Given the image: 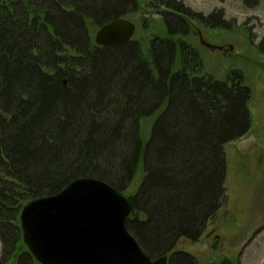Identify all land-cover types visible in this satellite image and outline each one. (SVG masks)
I'll use <instances>...</instances> for the list:
<instances>
[{"label":"trees","instance_id":"16d2710c","mask_svg":"<svg viewBox=\"0 0 264 264\" xmlns=\"http://www.w3.org/2000/svg\"><path fill=\"white\" fill-rule=\"evenodd\" d=\"M147 6L162 32L144 51L134 40L98 47L89 36L135 13L139 0H0V264H35L19 226L25 204L81 178L123 195L139 168L125 196L128 233L151 260L197 264L175 247L197 242L225 202V147L251 128L252 90L240 70L204 72L186 42L194 23L229 29L223 11Z\"/></svg>","mask_w":264,"mask_h":264},{"label":"rangeland","instance_id":"374dc122","mask_svg":"<svg viewBox=\"0 0 264 264\" xmlns=\"http://www.w3.org/2000/svg\"><path fill=\"white\" fill-rule=\"evenodd\" d=\"M180 1L204 16L223 11L229 29L205 28L194 23L186 42L200 51L204 72L223 79L232 70L242 71L252 96L248 105L250 130L225 147V202L197 242L180 239L175 250L190 253L197 264H217L222 259L264 264V0H258L252 8L239 0ZM147 4L148 0H139L138 10L125 18L135 26L131 40L137 41L144 51L150 38L162 32L160 16ZM97 30L89 28L92 43ZM199 36L210 45L232 49L225 55L209 51L200 45ZM150 122L146 119L141 123L143 139L148 136ZM141 178L139 168L123 195L134 193Z\"/></svg>","mask_w":264,"mask_h":264},{"label":"water","instance_id":"95a60500","mask_svg":"<svg viewBox=\"0 0 264 264\" xmlns=\"http://www.w3.org/2000/svg\"><path fill=\"white\" fill-rule=\"evenodd\" d=\"M135 26L125 18L101 26L98 47H117L131 40ZM209 51L226 54L204 42ZM131 213L127 198L91 178L69 183L55 195L32 200L19 215L22 242L39 264H167V256L148 258L126 229Z\"/></svg>","mask_w":264,"mask_h":264}]
</instances>
